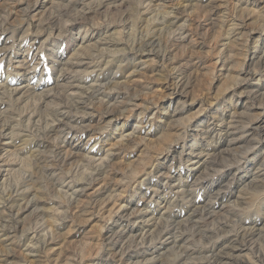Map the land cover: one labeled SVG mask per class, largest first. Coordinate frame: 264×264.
Segmentation results:
<instances>
[{"label":"rangeland","instance_id":"rangeland-1","mask_svg":"<svg viewBox=\"0 0 264 264\" xmlns=\"http://www.w3.org/2000/svg\"><path fill=\"white\" fill-rule=\"evenodd\" d=\"M224 251L264 264V0H0V264Z\"/></svg>","mask_w":264,"mask_h":264},{"label":"bare ground","instance_id":"bare-ground-1","mask_svg":"<svg viewBox=\"0 0 264 264\" xmlns=\"http://www.w3.org/2000/svg\"><path fill=\"white\" fill-rule=\"evenodd\" d=\"M77 1V0H76ZM83 2V1H82ZM6 3V2H5ZM36 5H34L33 7H35ZM84 11V10H83ZM62 28V27H61ZM143 44V43H142ZM40 45V44H39ZM147 45V44H146ZM144 46V45H143ZM83 56V55H82ZM73 61V60H72ZM28 62V61H27ZM76 62H74V64H75ZM79 64V63H78ZM70 68V67H69ZM71 83V82H70ZM63 84V83H62ZM67 84V83H66ZM72 84H74V83H72ZM61 85V84H60ZM75 86H74V88L76 87H78V85H76V84H74ZM34 87V86H33ZM69 87V86H68ZM67 88V87H66ZM2 90H4V88L2 89ZM79 90V89H78ZM7 91V90H6ZM40 92V91H39ZM67 93H69V91L67 92ZM74 93V91L73 92H71V93H69V94H73ZM68 96V95H67ZM74 96V95H73ZM70 99V98H69ZM124 103V102H123ZM76 104V103H75ZM52 107H55V106H52ZM47 108V107H46ZM7 111V110H6ZM59 111V110H58ZM65 112V111H64ZM64 112H63V110L61 111V112H58V113H60L61 114V116H62V118H64ZM42 115V114H41ZM59 115V114H58ZM43 116V115H42ZM115 116V115H114ZM113 116V117H114ZM115 117H118V116H115ZM61 120H62V118L61 117H59ZM59 119V123H61V120ZM7 121V120H6ZM57 121V120H56ZM58 123V122H57ZM58 123V124H59ZM2 125V124H1ZM37 126V125H36ZM55 132V131H54ZM10 133V132H9ZM213 134V133H212ZM255 147V146H254ZM25 148V147H24ZM199 155V154H198ZM209 155H210V153H209ZM21 156V155H20ZM105 156H107V155H105ZM108 157V156H107ZM210 160H211V158H210ZM34 161V160H33ZM214 164V163H213ZM263 165V164H262ZM47 166V165H46ZM210 166V165H209ZM55 180V179H54ZM85 180V179H84ZM76 181V180H75ZM60 188V187H59ZM82 191V190H81ZM73 198V197H72ZM12 204V203H11ZM197 210V209H196ZM210 212V211H209ZM195 218V217H194ZM238 219V218H237ZM162 225V224H161ZM231 225V224H230ZM178 226V225H177ZM33 234V233H32ZM38 234V233H37ZM243 235V234H242ZM234 238H236V236L234 237ZM237 241V240H236ZM237 244V243H236ZM33 246V245H32ZM122 246V245H121ZM231 246H233V245H231ZM236 246V245H235ZM171 247V246H170ZM239 247V246H238ZM232 248V247H231ZM237 248V247H236ZM234 249H235V247H234ZM230 250V249H229ZM216 251V250H215ZM226 251H227V249H226ZM223 252V251H222ZM234 254L232 253L231 255H228L227 253H225V251H224V253L223 254H215V255H213L214 256V262H217V261H219L218 263H213V264H221L222 263V261H229V262H232V263H234V264H243L244 263V261H242V260H240V259H237V258H235V256H233Z\"/></svg>","mask_w":264,"mask_h":264}]
</instances>
